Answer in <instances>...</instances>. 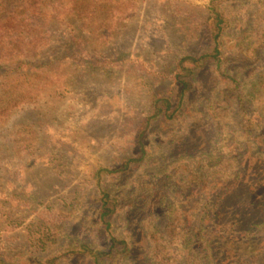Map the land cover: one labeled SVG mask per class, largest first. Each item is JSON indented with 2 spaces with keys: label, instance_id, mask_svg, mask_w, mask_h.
<instances>
[{
  "label": "rangeland",
  "instance_id": "rangeland-1",
  "mask_svg": "<svg viewBox=\"0 0 264 264\" xmlns=\"http://www.w3.org/2000/svg\"><path fill=\"white\" fill-rule=\"evenodd\" d=\"M126 1L134 4L131 13L106 36L89 38L99 53L90 52L107 63L94 66L68 53L64 43L81 22L73 14L54 19L50 41L31 56L30 66L0 63V92L5 89L16 104L0 116L3 264H39L58 254L54 264H95L86 249L73 248L108 239L99 218L102 186L118 200L114 233L131 243L128 254L106 264H165L154 259L157 242L150 233L166 231L179 211L183 230L177 241L163 244L172 257L180 253L179 243L200 247L202 226L212 230L221 211L226 232L211 234L216 252L238 254L264 242L262 235L244 239L242 233L252 221L264 220V146L250 134L263 129V116L247 89H238L231 116L216 115L214 105L227 85L213 64L204 65L175 115L164 113L147 125L157 96L178 100L174 72L180 57L210 48L204 21L212 0ZM261 6L264 0L225 4L230 44L240 34L251 36ZM262 57L234 71L242 80L261 72ZM143 132L144 159L97 175L100 167H117L137 155ZM47 204L77 212L45 242L39 210Z\"/></svg>",
  "mask_w": 264,
  "mask_h": 264
},
{
  "label": "trees",
  "instance_id": "trees-1",
  "mask_svg": "<svg viewBox=\"0 0 264 264\" xmlns=\"http://www.w3.org/2000/svg\"><path fill=\"white\" fill-rule=\"evenodd\" d=\"M231 1L235 0H212L209 5L210 14L204 21L210 33V48L199 53H187L180 57L174 72V79L180 87L178 100L175 103L172 96H157L153 102L154 110L147 119V125L164 113L170 117L175 115L189 92L196 86L197 68L213 64L217 75L223 78L227 85L226 88L220 91L218 104L214 105L217 110L216 115L220 117L231 116V107L239 92L238 89L246 88L248 96L263 116V129L258 133L252 129L250 134L255 136L264 146V70L253 72L250 77H246L244 80L234 71L240 63L251 65L256 58L263 60L264 6H261L262 9H258L261 14L253 24L251 36L243 38L240 34L237 43L232 45L228 37L231 19L225 8V4ZM133 6L134 4L126 0H0V63L19 62L30 66L31 56H34V53L36 54L50 41L48 34L52 32V27L55 25L54 19L57 17L65 18L72 14L78 16L81 22L74 28L76 36L64 43L69 51L68 53L78 54L79 58L81 57L94 66L107 63L108 60L102 59L100 54L95 55L90 52L93 49V51L99 53L97 47L90 44L89 38L93 37L95 39L98 37L99 40L103 35L106 36L112 28H116L114 25L118 20L121 21L124 16L131 13ZM112 12L120 13L122 16L117 19L110 17V15L107 17ZM108 23H111V26ZM3 86L4 84H1V87ZM4 90L2 89L0 92V116L2 117L16 105L12 106V99L6 97ZM27 99L34 100V96ZM252 125L251 122L248 124V126ZM224 126L227 125L222 124L220 127L223 128ZM144 133L140 136V147L137 155L127 158L117 167L102 166L97 170V175L102 176L104 173L126 170L134 162L144 159L147 154ZM101 181L102 178L100 177L99 184H101ZM118 205V200L114 194L102 186L99 218L107 231L108 239L105 243L96 245L90 242L82 243L73 250L86 249L94 257L95 264H106L109 259H112L118 253L121 256L128 254L130 241L113 231L112 215L117 212ZM76 212V208L69 209L60 206L55 207L52 204L45 205V208L39 210L40 217L43 220L42 223L45 226V232L42 234L41 240L47 242L55 239L56 233ZM177 215V219L174 220L175 223L170 224L162 234L159 231L150 233L151 238H154L157 242L154 248L155 260L165 264H264V242L256 248L237 252L238 254H226L224 253L226 251L219 253L214 250L211 244V234L224 235L223 233L226 232V226L223 225L224 214L222 211L211 225L212 230L207 226H202L201 238L203 243L200 247L193 246L194 241H191V246L186 248L179 243L180 253L172 257L163 248V244L164 241H177L179 232L183 230L180 223L184 221V213L179 211ZM209 216L210 214L207 213V217ZM206 222L207 220L204 219L203 224ZM242 233L244 239L264 236V220L252 221L250 227L247 226ZM60 256L61 254L48 257L39 264H54ZM0 264L3 263L0 262Z\"/></svg>",
  "mask_w": 264,
  "mask_h": 264
}]
</instances>
